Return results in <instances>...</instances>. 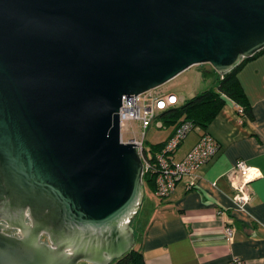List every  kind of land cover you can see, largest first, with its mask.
<instances>
[{
	"label": "water",
	"instance_id": "1",
	"mask_svg": "<svg viewBox=\"0 0 264 264\" xmlns=\"http://www.w3.org/2000/svg\"><path fill=\"white\" fill-rule=\"evenodd\" d=\"M262 49L264 0H0V264L124 255L144 190L121 97Z\"/></svg>",
	"mask_w": 264,
	"mask_h": 264
},
{
	"label": "crops",
	"instance_id": "2",
	"mask_svg": "<svg viewBox=\"0 0 264 264\" xmlns=\"http://www.w3.org/2000/svg\"><path fill=\"white\" fill-rule=\"evenodd\" d=\"M236 78L251 107V118L238 114L226 99L203 129L196 127L175 152L182 156L207 131L219 144L218 153L191 178V190L181 179L166 198L151 195L156 203H144L134 234L133 248L144 264H229L232 256L243 264H264V49L237 69ZM170 126L167 137L173 132ZM237 159L256 167L261 176L249 182L251 199L237 209L226 172ZM230 227V234L224 232Z\"/></svg>",
	"mask_w": 264,
	"mask_h": 264
},
{
	"label": "built area",
	"instance_id": "3",
	"mask_svg": "<svg viewBox=\"0 0 264 264\" xmlns=\"http://www.w3.org/2000/svg\"><path fill=\"white\" fill-rule=\"evenodd\" d=\"M121 99L118 109L120 133L121 135L123 131L132 133L131 137L122 139L121 136V139L137 145L142 178L146 176L152 179L154 195L157 198L168 197L175 190L177 183L185 178L191 179L185 186L187 190H190L193 183L192 175L218 153V142L207 131H203L196 143L182 156L176 158L175 152L181 141L196 128L190 121H181L173 128V132L164 144L154 150L144 144L145 130L151 125L163 127L162 121L157 116L166 109L176 106L179 97L173 93L148 90L134 96H122ZM237 112L241 114V107L238 105ZM132 122L137 123L140 129L138 135L131 129ZM234 163L233 167L226 172V177L234 190L232 198L235 207L244 210L252 195L249 182L260 177L261 173L242 159H237ZM224 232L229 235L230 227L226 226ZM229 264H243V261L237 256H232Z\"/></svg>",
	"mask_w": 264,
	"mask_h": 264
},
{
	"label": "trees",
	"instance_id": "4",
	"mask_svg": "<svg viewBox=\"0 0 264 264\" xmlns=\"http://www.w3.org/2000/svg\"><path fill=\"white\" fill-rule=\"evenodd\" d=\"M262 50L256 52L252 57L256 56V54ZM247 59L249 58H244V60L234 66L233 69L222 75L214 72L211 67L209 72L202 71L203 76H208L210 74L216 75L215 88L200 91L187 101L178 103L176 106L161 112L157 117L162 121L163 127L171 126L174 128L181 121H190L194 127L203 129L223 107L226 99H230L233 103L241 107V116L251 118V107L248 105L246 94L243 92L236 78L237 69ZM165 140L157 142L150 147L155 150L162 146ZM142 179L143 185L146 183L148 188L153 190L154 184L152 179L146 176ZM112 264H144V260H142L140 250L132 247L125 252L124 255L114 259Z\"/></svg>",
	"mask_w": 264,
	"mask_h": 264
},
{
	"label": "rangeland",
	"instance_id": "5",
	"mask_svg": "<svg viewBox=\"0 0 264 264\" xmlns=\"http://www.w3.org/2000/svg\"><path fill=\"white\" fill-rule=\"evenodd\" d=\"M210 67L208 64H198L188 67L186 70L180 72L176 75V77L164 82L159 87L154 88L153 90L156 92H168L173 93L179 97V102H185L193 95L199 93L200 91L207 90V89H214L215 88V79L216 75L210 74L208 76H203L202 71L209 72ZM160 120V118H158ZM131 129L134 131L136 135L139 133V127L137 123L132 122ZM169 127H154V125L149 126L145 132V141L144 144L146 146H151L157 142L162 141L168 134ZM195 129V128H194ZM121 132V131H120ZM122 139H126L132 136V133L129 131H123ZM144 190V204L146 205L147 202L154 204L156 203L155 199L151 195V190H149L148 185L145 183L143 185ZM141 211L135 213L130 225L134 230V234L137 231L138 221L139 218L142 217ZM42 240V239H41ZM78 264H85L84 262L79 261Z\"/></svg>",
	"mask_w": 264,
	"mask_h": 264
},
{
	"label": "flooded vegetation",
	"instance_id": "6",
	"mask_svg": "<svg viewBox=\"0 0 264 264\" xmlns=\"http://www.w3.org/2000/svg\"><path fill=\"white\" fill-rule=\"evenodd\" d=\"M132 221V220H131ZM7 234H11V235H14V236H19V232L18 230L14 229V228H9V229H5L4 230ZM134 231V230H133ZM40 239L44 240L45 239V236L41 235ZM83 262V261H81ZM114 261H112L111 263H108V264H112ZM85 264H88L86 262H84ZM92 264V263H91Z\"/></svg>",
	"mask_w": 264,
	"mask_h": 264
}]
</instances>
